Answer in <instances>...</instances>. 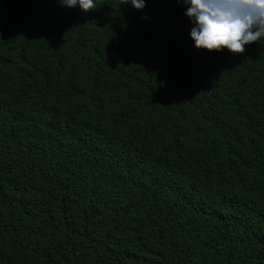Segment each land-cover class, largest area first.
Masks as SVG:
<instances>
[{
  "label": "trees",
  "instance_id": "1",
  "mask_svg": "<svg viewBox=\"0 0 264 264\" xmlns=\"http://www.w3.org/2000/svg\"><path fill=\"white\" fill-rule=\"evenodd\" d=\"M121 2L0 0V264H264V40Z\"/></svg>",
  "mask_w": 264,
  "mask_h": 264
},
{
  "label": "clouds",
  "instance_id": "2",
  "mask_svg": "<svg viewBox=\"0 0 264 264\" xmlns=\"http://www.w3.org/2000/svg\"><path fill=\"white\" fill-rule=\"evenodd\" d=\"M186 15L195 25L190 32L195 47L210 52L225 49L242 55L249 44L264 40V0H180ZM61 6L84 12L96 10V0H59ZM136 10L146 7L145 0H122Z\"/></svg>",
  "mask_w": 264,
  "mask_h": 264
}]
</instances>
